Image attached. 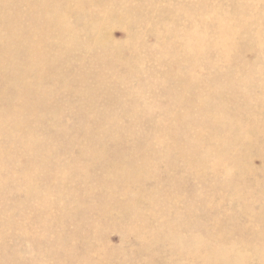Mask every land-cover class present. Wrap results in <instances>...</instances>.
Returning a JSON list of instances; mask_svg holds the SVG:
<instances>
[{"label":"rangeland","instance_id":"374dc122","mask_svg":"<svg viewBox=\"0 0 264 264\" xmlns=\"http://www.w3.org/2000/svg\"><path fill=\"white\" fill-rule=\"evenodd\" d=\"M263 5L264 0H0V104L6 100L0 110L14 111L0 113V149L5 147L0 150V264H264ZM223 16L233 32L228 61L221 56L226 48L217 44L215 20ZM240 17L249 22L240 24ZM178 79L195 88L184 90ZM213 83L220 85L212 88ZM30 94L39 101L31 102ZM206 99L208 108L199 111ZM210 118L218 123L212 125ZM51 149L57 152L53 157ZM51 173L55 178H44ZM103 175L114 178L102 182Z\"/></svg>","mask_w":264,"mask_h":264},{"label":"bare ground","instance_id":"6f19581e","mask_svg":"<svg viewBox=\"0 0 264 264\" xmlns=\"http://www.w3.org/2000/svg\"><path fill=\"white\" fill-rule=\"evenodd\" d=\"M255 1H256V0H255ZM209 2H210V1H209ZM258 2H259V0H258ZM78 3H79V2H78ZM262 3H263V1H262ZM81 6H82V5H81ZM85 6H86V5H85ZM89 6H90V5H89ZM263 6H264V5H263ZM83 7H84V6H83ZM248 7H249V6H247V8H248ZM79 8H80V7H79ZM85 8H86V7H85ZM237 8H238V7H237ZM249 8H250V7H249ZM81 9H82V8H81ZM126 9H128V8H126ZM207 9H208V8H207ZM138 10H139V9H138ZM199 10H201V9H199ZM205 10H206V8H205ZM201 11H202V10H201ZM209 11H210V10H209ZM259 11H260V10H259ZM263 11H264V10H263ZM203 12H204V10H203ZM205 12H206V11H205ZM250 15H251V14H250ZM254 17H255V16H254ZM240 18H241V17H240ZM251 18H252V17H251ZM214 20H215V19H214ZM229 20H230V19H229ZM211 21H213V20H211ZM225 21H226V18L223 16V17H220V18L216 19V20H215V24H218L219 29H220V32H218V33H219V40H218V43H217V44H218V46H221V47H225V48H226V49H224V52L222 53L221 56H223V59L225 58V59L227 60L226 57H227L228 52H229V51H228L229 49H227V47H229V48L233 47V46H232V40H233V39H232V33H233V32H231L232 28L229 27L230 24L225 23ZM234 22H235V21H234ZM248 22H249V21H246V20H244L243 18H241V22H240V24H246V23H248ZM235 23H236V22H235ZM43 33H44V32H43ZM233 37H234V36H233ZM246 41H247V40H246ZM177 42H178V41H177ZM238 42L240 43V41H238ZM241 43H242V42H241ZM23 46H24V45H23ZM185 46L187 47V45H185ZM20 47L23 48L22 45H21ZM186 47H185V48H186ZM19 49H20V48H19ZM151 53H152V52H151ZM230 54H231V53H230ZM26 55H27V54H26ZM42 57H43V56H42ZM29 58H30V56H29ZM29 58H28V60H29ZM24 59H25V58H24ZM26 59H27V58H26ZM26 59H25V60H26ZM23 61H24V60H23ZM227 61H228V60H227ZM27 62H28V64L30 63L29 61H27ZM25 64H27V63L25 62ZM29 65H30V64H29ZM227 65H228V62H227ZM229 66H230V65H229ZM233 66H234V65H233ZM233 66H232V67H233ZM34 67H35V66H34ZM230 67H231V66H230ZM26 69H28V68H26ZM42 70H43V69H42ZM24 71H25V70H22V72H24ZM154 72H155V71H154ZM48 73H49V72H48ZM23 74H24V73H23ZM25 74H26V71H25ZM27 74H28V73H27ZM12 76H13V75H12ZM12 76H10V77H12ZM10 77H9L8 79H10ZM22 77H23V76H22ZM28 77H29V76H28ZM24 78H25V76H24ZM8 79H7V80H8ZM114 79H115V78H114ZM22 80H23V82H24V79H23V78H22ZM11 81H12L13 85L16 86V85H15V82H14L12 79L10 80V82H11ZM19 81H20V80H19ZM25 81H26V80H25ZM176 82H177V84H179L182 88H184V90H186V89H190V90H191V89L195 88V85H191V84H189L187 80L178 79V81H176ZM24 83H25V82H24ZM27 83H28V82H27ZM27 83H26V84H27ZM30 83H31V82H30ZM210 83H212V82H210ZM210 83H209V84H210ZM10 84H11V83H10ZM33 84H34V83H33ZM28 85H29V83H28ZM215 85H216V87H217V86L220 85V84H215ZM215 85H214V83L211 84L212 88H213V86L215 87ZM4 86H6V84H5ZM4 86H3V87H4ZM7 86H8V85H7ZM31 86H32V85H31ZM3 87H2V89L5 88V87H4V88H3ZM11 87H12V86H11ZM11 87H10V88H11ZM29 87H30V86H29ZM29 87H28V88H29ZM216 87H215V88H216ZM10 88H9V89H10ZM14 88H15V87H14ZM17 88H18V87H17ZM34 88H35V87H34ZM34 88H32V89H34ZM36 88H39V87L36 86ZM6 89H7V87H6ZM12 89H13V88H12ZM12 89H11V93L13 94L12 91H13V90L16 91V89H13V90H12ZM18 89H19V88H18ZM18 89H17V90H18ZM32 89H31V90H32ZM1 91H3V90H1ZM1 91H0V92H1ZM4 91H5V90H4ZM7 91H8V93H10V92H9L10 90H6V92H7ZM15 91H14V92H15ZM18 91H19V90H18ZM32 91H33V90H32ZM16 92H17V91H16ZM16 92H15V93H16ZM39 92H40V90H39ZM2 93H3V92H2ZM18 93H19L20 98H22V94L20 95V92H18ZM22 93H24V92H22ZM47 93H48V92H47ZM0 95H1V94H0ZM10 95H11V94H10ZM13 95H14V96H13ZM13 95H12V96H13V98H14V97L17 95V93H16V95H15V94H13ZM24 95H26V94H23V99H24L25 97H27V96L24 97ZM42 95H43V94H42ZM241 95H242V94H241ZM5 96L8 97L9 99H10V97H12V96H7V95H5ZM28 96H29V95H28ZM30 96H31V94H30ZM38 96H39V95H38ZM46 96H47V95H46ZM207 96H209V94L206 93V97H207ZM213 96H214V95H213ZM2 97L4 98V96H2ZM16 97H17V96H16ZM43 97H44V96H43ZM209 97H210V96H209ZM245 97H246V95H245ZM30 98H31V100H30L29 98H28V99H29L31 102H33V103H34V101H37V102L39 101V100H33V99H32V96H31ZM35 98H37V97H35ZM41 98H42V96H41ZM215 98H217V96H215ZM229 98H230V96H229ZM241 98H243V96H242ZM1 99H2V98H1ZM5 99H6V98H4V100H5ZM16 99H19V98H16ZM16 99H15V100H16ZM23 99H21V100L19 99V100L22 101ZM46 99H47V97H46ZM210 99H211V97H210ZM263 99H264V98H263ZM29 100H28V101H29ZM32 100H33V101H32ZM207 100H208V99H206V102H205L206 105H205L204 103H199V106H198V110H199V111H202V112H203L204 109H207V108H208L207 106H208L209 103L207 102ZM245 100H246V99H245ZM5 101H6V100H5ZM5 101H3V103H4ZM11 101H12V100H11ZM16 101H17V100H16ZM23 101L25 102L26 99L23 100ZM23 101H22L21 103H24ZM45 101H46V100H45ZM1 102H2V101H1ZM31 102H29V103H30L31 106H32L33 103H31ZM209 102H210V101H209ZM3 103H1V104L3 105ZM5 103H6V102H5ZM8 103H9V102H8ZM42 103H43V102H42V100H41V103H40V104H42ZM44 103H45V102H44ZM46 103H47V101H46ZM46 103H45V104H46ZM184 103H185V102H184ZM1 104H0V106H1ZM40 104H37V105H39V107H40ZM78 104H79V103H78ZM8 105H10V104H6V106H8ZM13 105H15V104H14V101H13ZM18 105H19V103H18V101H17V106H18ZM21 105H22V104H20V107L22 108ZM23 105H24V104H23ZM33 105H34V104H33ZM37 105H36L35 108H37ZM177 105H179V104H177ZM189 105H190V104H189ZM27 106H29V105H27ZM41 106H42V105H41ZM43 106H44V105H43ZM183 106L187 108L188 103L184 104ZM190 106H191V105H190ZM2 107L4 108V106H2ZM2 107H1V108H2ZM8 107H9V106H8ZM8 107H7V108H8ZM20 107H19V108H20ZM32 107H34V106H32ZM213 107H214V106H213ZM1 108H0V109H1ZM3 108H2V109H3ZM25 108H26V107H25ZM29 108H31V107L29 106ZM40 108H41V107H40ZM40 108H39V109H40ZM81 108H82V107H81ZM8 109H9V108H8ZM23 109H24V108H23ZM27 109H28V107H27ZM33 109H34V108H33ZM39 109H38V110H39ZM213 109H214V108H213ZM218 109H219V108H218ZM36 110H37V109H36ZM36 110H35V111H36ZM42 110H43V109H42ZM4 111H7L10 115L13 116V114H11V111H13L12 109H9L10 112H9L8 110H6V109H5ZM4 111L1 113V110H0V113L3 114ZM22 111H23V110H22ZM24 111H25V110H24ZM26 111H27V110H26ZM26 111H25V113H26ZM39 111H41V109H40ZM39 111H38V112H39ZM220 111H221V110H220ZM7 112H5V113H7ZM28 112H29V114H30V110H29ZM28 112H27V113H28ZM31 112H32V111H31ZM33 112H34V111H33ZM193 112H194V111H193ZM197 112H198V111H197ZM215 112H216V111H215ZM13 113H14V111H13ZM27 113H26V114H27ZM34 113H35V112H34ZM18 114L20 115V113H18ZM21 114H22V112H21ZM29 114H28V115H29ZM222 114H223V112H222ZM19 115H18V116H19ZM35 115H36V114H35ZM199 115H200V114H199ZM223 115H224V114H223ZM31 116H32V115H31ZM3 117H4V116H3ZM6 117H7V116H6ZM0 118H1V117H0ZM19 118H20V117H19ZM26 118H27V117H26ZM38 118H39V117H38ZM4 119H5V117H4ZM4 119H2V120H4ZM12 119H13V117H12ZM24 119H25V118H24ZM28 119H30V118H28ZM28 119H27V120H28ZM2 120H1V121H2ZM6 120H10V119L7 118V119H5V121H6ZM16 120H19V119L17 118V119H15V121H16ZM36 120H37V119H36ZM206 120H207V119H206ZM206 120H205V121H206ZM209 120L211 121L212 119L210 118ZM209 120H208V121H209ZM12 121H13V120H11L10 123H12ZM208 121H207V122H208ZM215 121H216V120H214L213 122L211 121V124L213 125ZM2 122H3V121H2ZM7 122H8V121H7ZM25 122H26V120H25ZM25 122H24V127H25V125H26ZM31 122H32V121H31ZM38 122H39V121H38ZM198 122H199V121H198ZM216 122L218 123V121H216ZM4 123H5V125H7L6 122H4ZM4 123H3V124H4ZM17 123H18V121H17ZM43 123H44V121H43ZM209 123H210V122H209ZM8 124H9V123H8ZM14 124H15V123H14ZM20 124H21V123H20ZM20 124H19V125H20ZM211 124H210V125H211ZM215 124H216V123H215ZM9 125H10V124H9ZM9 125H8V126H9ZM212 125H211V126H212ZM217 125H218V124H217ZM11 126L13 127V125H11ZM16 126L18 127V125H16ZM16 126H14V127H16ZM22 126H23V125H22ZM27 126H28V125H27ZM27 126H26V127H27ZM44 126H45V125H44ZM44 126H43V127H44ZM208 126H209V125H208ZM215 126H216V125H215ZM215 126H214V127H215ZM14 127H13V128H14ZM38 127H40V126H38ZM216 127H217V126H216ZM6 129H7V128H6ZM6 129H5V130H6ZM18 129H20V128H18ZM22 129H23V128H22ZM28 130H31V129H28ZM1 131H2V130L0 129V132H1ZM7 131H8V130H7ZM22 131H23V130H21V132H22ZM8 132H9V131H8ZM23 132H24V131H23ZM30 132H34V131H30ZM30 132H29V133H30ZM90 132H91V130H90ZM1 133H2V132H1ZM13 133H15V132H13ZM19 133H20V132H19ZM24 133H25V132H24ZM24 133H23V135L25 136ZM9 134H10L11 136L13 135L12 133H9ZM30 134H31V133H30ZM88 134H89V133H88ZM10 135H9V138H10ZM17 135H19V134L17 133ZM17 135H16V136H17ZM21 135H22V134H21ZM26 135H29V134H27V131H26ZM196 135H197V134H196ZM2 136H3V135H2ZM29 136H30V135H29ZM17 137H18V136H17ZM86 137H88V135H87ZM21 138H22V137H21ZM21 138H20V139H21ZM31 138H32V137L28 138V140L31 139ZM160 138L162 139V137H160ZM13 139H15V138H13ZM13 139H12V140H13ZM16 139H19V138H16ZM32 139H33V138H32ZM38 139H39V138H38ZM38 139H37V141H36L37 145H39V143H38ZM260 139H261V138H260ZM263 139H264V137H263ZM21 140L23 141V139H21ZM24 140L28 141L27 139H24ZM33 140H34V139H33ZM35 140H36V138H35ZM159 140H160V139H159ZM159 140H158V144H159V142L161 141V140H160V141H159ZM162 140H163V139H162ZM10 141H11V139H10ZM26 141H24V143H25ZM45 141H46V140H45ZM86 141H87V139H86ZM46 143H47V141L45 142V145L48 144V143H47V144H46ZM160 143H162V142H160ZM19 144H20V143H19ZM32 144H33V141H32ZM32 144H31V141H30V144H29V145H31V146H34V145H35V144H34V145H32ZM145 144H146V143H145ZM156 144H157V143H156ZM162 144H163V143H162ZM162 144H161V147H163ZM165 144H166V142H165ZM165 144H164V145H165ZM167 144H168V142H167ZM172 144H173V143H172ZM3 145H4V144H3ZM26 145H28V144H26ZM87 145H90V144L87 143ZM91 145H92V144H91ZM35 146H36V145H35ZM85 146H86V144H85ZM165 146H166V145H165ZM182 146H183V145H182ZM37 147L40 148L41 146H37ZM89 147H94V145H93V146H89ZM171 147H172V146H171ZM173 147H174V145H173ZM175 147H177V145H176ZM180 147H181V146H180ZM183 147H184V150H185V145H184ZM183 147H182V148H183ZM2 148L5 149V147H3V146H2ZM2 148H1L0 150H2ZM11 148H12V147H11ZM20 148H21V146H20ZM28 148H30V147L28 146ZM34 148H35V147H34ZM86 148H87V147H86ZM86 148H84V149H86ZM155 148H156V147H155ZM182 148H181V150H182ZM8 149H9V148H8ZM8 149H6V150H8ZM24 149L27 150V147L24 146ZM161 149H162V148H161ZM169 149H170V147H169ZM169 149H168V150H169ZM173 149H174V148H172V150H173ZM30 150H31V148H30ZM42 150H43V149H42ZM49 150H50V148L48 147V149H46V151H49ZM91 150H92V148H91ZM95 150H96V149H95ZM129 150H130V149H129ZM158 150H159V149H158ZM162 150H164V148H163ZM175 150H176V149H175ZM178 150H179V149H178ZM211 150H212V149H211ZM3 151H5V150H3ZM19 151H20V150H19ZM32 151H33V150H32ZM32 151H31V152H32ZM46 151H45V152H46ZM55 151H56V150H55ZM55 151H53V152H54V153H57V152H55ZM152 151H154V150H151V152H152ZM155 151H156V150H155ZM165 151H166V150H165ZM176 151H177V150H176ZM208 151H209V150H208ZM0 152L2 153V151H0ZM8 152H9V151H8ZM10 152H11V151H10ZM10 152H9V154H10ZM24 152H25V151H24ZM37 152H38V151H37ZM51 152H52V149H51ZM53 152H52V153H53ZM97 152H99V150H98ZM128 152H129V151H128ZM130 152H131V151H130ZM132 152H133V150H132ZM141 152H142V151H141ZM173 152H174V151H173ZM177 152H178V151H177ZM209 152H211V151H209ZM214 152H216V151H214ZM12 153H13V152H12ZM40 153H41V152H40ZM48 153H49V152H48ZM54 153H53V154H54ZM95 153H96V152H95ZM99 153H100V152H99ZM99 153H96V154H99ZM204 153L206 154V152H204ZM5 154H6V153H5ZM31 154H32V153H31ZM50 154H51V153H50ZM53 154H52V156H50V155H49V156H50V157H53V156L56 155V154H54V155H53ZM79 154H81V153H79ZM156 154L159 155L160 153H159V154L156 153ZM208 154H209V153H208ZM208 154H207V155H208ZM12 155H14V154H12ZM45 155H47V152L44 153V156H45ZM81 155H82V154H81ZM87 155H88V154H87ZM99 155H100V154H99ZM132 155H133V154H132ZM140 155H141V154H140ZM151 155H153V154H151ZM163 155H164V154H163ZM163 155H161V156H163ZM207 155H206V156H207ZM14 156H15V155H14ZM33 156H34V155H33ZM102 156H103V155H102ZM115 156H116V155H115ZM120 156H121V155H120ZM135 156H136V155H135ZM144 156H145V155H144ZM16 157H17V156H16ZM45 157H46V159L48 158V156H45ZM85 157H86V156H85ZM90 157H91V156H90ZM93 157L95 158V155H94ZM93 157H92V163L94 162V161H93ZM103 157H104V156H103ZM146 157H147V156H146ZM178 157H179V156H178ZM178 157H177V158H178ZM39 158H40V157H39ZM39 158H38V159H39ZM99 158H100V157H99ZM123 158H124V156H123ZM131 158H132V156H131ZM134 158H135V157H134ZM148 158H149V157H148ZM161 158L163 159V157H161ZM166 158H167V157H166ZM177 158H176V159H177ZM179 158H180V157H179ZM179 158H178V159H179ZM43 159H44V157H43ZM43 159H42V160H43ZM49 159H50V158H49ZM51 159H52V158H51ZM55 159H56V158H55ZM55 159H54V160H55ZM96 159H97V158H96ZM96 159H94V160H96ZM100 159H101V158H100ZM104 159L107 160L106 157H105ZM117 159H118V158H117ZM154 159H155V158H154ZM162 159H161V160H162ZM180 159H181V158H180ZM44 160H45V159H44ZM54 160H53V161H54ZM58 160H59V159H58ZM120 160H121V159H120ZM123 160H125V159H123ZM123 160H121V161H123ZM127 160H128V158H126V161H127ZM132 160H133V158H132ZM132 160H131V161H132ZM144 160H145V158H144ZM146 160H148V159H146ZM159 160H160V159H159ZM48 161H49V160H48ZM48 161H47V163L50 164L51 161H49V162H48ZM55 161H56V160H55ZM55 161H54V162H55ZM61 161H62V160H61ZM89 161H90V160H89ZM108 161H109V159H108ZM140 161H143V160H140ZM140 161H139V163H141L142 165H144V164L146 165V164H147V162L145 163V161H143L144 163H142V162H140ZM153 161H154V160H153ZM156 161H158V160L156 159ZM175 161H176V160H175ZM38 162H39V160H38ZM44 162H45V161H44ZM56 162H58V161H56ZM56 162H55V163H56ZM90 162H91V161H90ZM98 162H100V161H98ZM123 162H124V161H123ZM133 162H134V161H133ZM133 162H132V163H131V162L129 163V164H132V165H130L131 167H134V166H133V164H134ZM135 162H136V161H135ZM137 162H138V161H137ZM159 162H161V161H159ZM159 162H158V165H161V164H159ZM176 162L178 163V161H176ZM39 163L41 164V160H40ZM55 163H54V164H55ZM92 163H91V164H92ZM149 163L151 164V162H149ZM149 163L147 164V166L150 165ZM152 163H153V162H152ZM161 163H162V162H161ZM167 163H168V160H167ZM173 163H174V162H173ZM11 164H12V162H10L9 166H10ZM13 164H14V163H13ZM45 164H46V163H45ZM58 164H59V163H58ZM108 164H109V162H108ZM113 164H114V162H113ZM156 164H157V163H156ZM169 164H170V161H169ZM169 164H168V165H169ZM174 164H175V163H174ZM42 165H43V164H42ZM96 165H97V164H96ZM98 165H99V163H98ZM105 165H106V167L110 166V164H109L108 166H107V164H105ZM111 165H112V162H111ZM152 165H155V162H154V164H152ZM152 165H150V166H152ZM158 165H157V167H158ZM164 165H165V164H163V167H164ZM13 166H15V164H14ZM13 166H12V168H13ZM47 166H48V165H47ZM57 166H58V165H57ZM63 166H64V165H63ZM76 166H77V165H76ZM93 166H94V165H93ZM112 166H113V165H112ZM112 166H111V168H112ZM122 166H123V165H122ZM139 166H140V164H139L138 166H136V164H135V168H136V167H139ZM147 166H144V167H147ZM150 166H149V167H150ZM155 166H156V165H155ZM161 166H162V165H161ZM176 166H177V164H176ZM176 166H175V167H176ZM41 167H43V166H41ZM97 167H98V166H97ZM102 167H103V166H99L98 169H102ZM106 167H105V168H106ZM131 167H129V168H131ZM175 167H174V169H175ZM189 167H190V165H189ZM47 168H49V167H47ZM105 168H104V169H105ZM109 168H110V167H109ZM109 168H107V169H109ZM111 168H110V169H111ZM113 168H114V167H113ZM127 168H128V167H127ZM129 168H128V169H129ZM152 168H153V167H152ZM176 168H177V167H176ZM192 168H193V167H192ZM5 169H6V168H5ZM9 169H11V168H9ZM67 169H69V168H63V171H64V172H62V173H64V174L67 173ZM114 169H115V168H114ZM137 169L140 170V168H136V171H137ZM141 169H142V168H141ZM143 169H145V168H143ZM146 169H147V168H146ZM153 169H154V168H153ZM159 169L161 170L162 168H159ZM184 169H186V168H184ZM7 170H8V169H7ZM13 170H14V169H13ZM117 170H118V169H117ZM117 170L115 169V170H112L111 172H114V171L117 172ZM121 170H122V168H121ZM121 170H120V171H121ZM133 170H134V169H133ZM133 170H132V172H134ZM3 171H4V170H2V172H3ZM16 171H18V170H16ZM33 171H34V170H33ZM89 171H91V170H89ZM99 171H100V170H99ZM103 171H105V172L107 173V172H109L110 170H109V171H107V170H103ZM103 171H102V172H103ZM127 171H128V170H127ZM152 171H153V170H152ZM156 171H159V170H156ZM156 171H154V172H152V173H153V174H154V173L156 174ZM162 171H163V170H162ZM4 172H5V171H4ZM4 172H3V173H4ZM7 172H8V171H7ZM14 172H15V171H14ZM34 172L36 173L37 171H34ZM91 172H93V171H91ZM116 172H115V173H116ZM123 172H124V170H123ZM130 172H131V171H130ZM130 172H129V173H130ZM132 172H131V173H132ZM144 172L147 173L148 171H143L142 174H145ZM163 172H164V171H163ZM189 172H190V171H189ZM30 173H32V172H30ZM30 173H29V174H30ZM88 173H89V172H88ZM96 173H97V172H96ZM106 173H105V174H106ZM126 173H128V172H126ZM134 173H135V172H134ZM148 173H149V172H148ZM8 174H9V173H8ZM36 174L38 175V172H37ZM67 174H68V173H67ZM107 174L109 175V173H107ZM118 174H119V175H118ZM118 174H117L116 176H120V173H119V172H118ZM132 174H133V173H132ZM138 174H139V173H138ZM138 174H137V175H138ZM140 174H141V173H140ZM161 174H162V173H161ZM165 174H166V173H165ZM189 174H190V173H189ZM100 175H101V172H100ZM127 175H129V174H127ZM130 175H131V174H130ZM133 175H134V174H133ZM146 175H148V174H146ZM146 175H145V176H146ZM101 176H102V175H101ZM101 176H100V177H101ZM103 176L105 177V179H103L102 182H104V180H106V178H107L105 175H103ZM112 176H113V175H112ZM112 176H111V177H112ZM114 176H115V174H114ZM114 176H113V178H114ZM124 176H125V175H124ZM124 176H123V177H124ZM139 176H140V175H138V177H139ZM141 176H142V177H141ZM141 176H140V177L143 178L144 175H141ZM148 176H149V175H148ZM148 176H147V177H148ZM159 176H160V175H159ZM165 176H166V175H165ZM5 177H6V176H4V178H5ZM25 177H26V176H25ZM72 177H74V176H72ZM86 177H87V176H86ZM86 177H85V178H86ZM89 177H90V176H89ZM109 177H110V176H109ZM111 177H110V179L107 178V180L109 179V181H111V180L113 179V178H111ZM120 177H122V176H120ZM120 177H119V178H120ZM131 177H132V176H131ZM136 177H137V176H136ZM136 177H134V179H135ZM166 177H167V176H166ZM166 177H164V178H166ZM7 178H8V177H7ZM29 178H32V175H31V177H29ZM44 178H48V179H49V178H55V175H54V173L46 174V175L44 176ZM92 178H93V177H92ZM102 178H103V177H102ZM117 178H118V177H117ZM119 178H118V179H119ZM132 178H133V177H132ZM145 178H146V177H145ZM169 178H170V177H169ZM23 179H24V176H23ZM27 179H28V178H27ZM118 179H117V180H118ZM120 179H121V178H120ZM123 179H125V178H123ZM130 179H131V178H130ZM172 179H173V178H172ZM24 180H25V179H24ZM59 180H60V179H58V181H59ZM85 180H86V179H85ZM99 180H100V178H99ZM146 180H147V178H146ZM26 181H27V180H26ZM26 181H25V182H26ZM29 181H30V180H29ZM29 181H27V182L25 183V185L28 184ZM55 181H56V180H55ZM118 181H119V180H118ZM144 181H145V180H144ZM155 181H156V180H155ZM161 181H162V180H161ZM61 182H62V181H61ZM61 182H60V183H61ZM86 182H87V181H84V182L82 181V183H86ZM89 182H90V181H89ZM89 182H88V183H89ZM115 182H116V180H115ZM126 182H127V180H126ZM142 182H143V181H142ZM156 182H160V181L158 180V181H156ZM156 182H155V183H156ZM163 182H164V181H163ZM167 182H168V181H167ZM32 183H33V182H32ZM55 183H56V182H55ZM58 183H59V182H58ZM80 183H81V182H80ZM82 183H81V184H82ZM88 183H87V184H88ZM111 183L114 184L113 181H112ZM116 183H117V182H116ZM118 183H119V182H118ZM118 183H117V184H118ZM123 183H124V182H123ZM132 183H133V182H132ZM136 183H137V182H136ZM164 183L166 184V181H165ZM62 184H64V183H62ZM78 184H79V182H78ZM81 184H80V185H81ZM90 184H91V183H90ZM90 184H89V185H90ZM133 184H134V183H133ZM133 184H132V185H133ZM141 184H142V183H141ZM141 184H140V185H141ZM28 185H29V184H28ZM30 185H31V182H30ZM30 185H29V186H30ZM32 185H33V184H32ZM92 185H93V184H92ZM109 185H110V184H109ZM109 185L107 184L108 187H109ZM121 185H122V184H121ZM132 185H131V186H132ZM136 185H137L138 187L140 186L138 183H137ZM136 185L134 184V187H135ZM160 185H162V183H161ZM26 186H27V185H26ZM90 186H91V185H90ZM100 186H101V184H100ZM102 186H106V185H103V184H102ZM102 186H101V187H102ZM131 186H130V188H131ZM166 186H168V185H166ZM58 187H59V186H58ZM58 187H57V188H58ZM82 187H83V185H82ZM82 187H81V188H82ZM88 187H89V186H88ZM92 187H93V186H92ZM92 187H91V188H92ZM108 187L105 188V189L107 190ZM140 187H141V186H140ZM55 188H56V187H55ZM70 188H71V187H70ZM102 188H103V187H102ZM142 188H144V187H142ZM142 188H141L140 190H143ZM66 189H67V188H66ZM83 189H84V188H82L81 191H82ZM89 189H90V187H89ZM136 189H137V188H136ZM59 190H60V189H59ZM59 190L57 189V191H59ZM67 190H69V189H67ZM102 190H103V189H102ZM108 190H109V189H108ZM138 190H139V189H138ZM177 190H178V189H177ZM89 191H90V190H89ZM93 191H94V189H93ZM93 191H92V192H93ZM144 191H145V190H144ZM84 192H85V191H84ZM94 192L96 193V191H94ZM120 192H121V191H120ZM133 192H134V191H133ZM136 192H137V191L135 190V193H134V194H136ZM138 192H139V191H138ZM138 192H137V193H138ZM56 193H57V192H56ZM98 193H99V192H98ZM98 193H97V194H98ZM102 193H103V192H102ZM139 193H140V192H139ZM139 193H138V194H139ZM143 193H144V192H143ZM153 193H154V192H153ZM153 193H152V194H153ZM170 193H171V192H170ZM53 194H54V193H53ZM91 194H92V193H91ZM107 194H108V191H107ZM107 194H106V196H107ZM112 194H113V193H112ZM134 194H133V195H134ZM141 194H142V192H141ZM174 194H175V193H174ZM174 194H173L172 196H174V198H175L176 196H175ZM49 195H50V194H49ZM88 195H89V194H88ZM101 195H102V194H101ZM109 195H110V193H109ZM116 195H117V194H116ZM118 195H119V194H118ZM131 195H132V192H131ZM131 195L129 194L128 196H131ZM136 195H137V194H136ZM149 195L152 196L150 193H148V198L150 197ZM50 196H51V195H50ZM103 196H104V195H103ZM106 196H105V197H106ZM139 196H142V195L139 194ZM139 196H138V197H139ZM143 196H144V195H143ZM46 197H47V196H46ZM48 197H49V196H48ZM90 197H91V195H90ZM100 197H101V196H100ZM118 197H120V196H118ZM131 197H133V196H131ZM146 197H147V195H146ZM101 198H102V197H101ZM47 199H48V200H51V199H49V198H47ZM102 199H103V198H102ZM123 199H124V198H123ZM126 199H127V198H126ZM128 199H130V198H128ZM128 199H127V201H128ZM132 199H136V196H135V198L133 197ZM139 199H140V197H139ZM139 199H138V201H139ZM142 199H143V198H142ZM149 199H150V198H149ZM45 200H46V199H45ZM58 200H59V199H58ZM65 200H66V199H65ZM144 200H145V199H144ZM43 201H44V200H43ZM109 201H110V202L113 201V198H112L111 196H109ZM124 201H125V199H124ZM131 201H133V200H131ZM134 201H136V200H134ZM134 201H133V202H134ZM156 201H157V200H156ZM49 202H50V201H49ZM144 202H145V201H144ZM148 202H149V201H148ZM161 202H162V201H161ZM56 203H58V202L56 201ZM56 203H55V205H56ZM127 203H128V202H127ZM127 203L125 204V206H123V207L125 208L126 212H127ZM140 203H141V202H140ZM146 203H147V202H146ZM163 203H164V202H163ZM39 204H40V203H38V207H39ZM43 204H46V203H43ZM48 204L51 205V204H52V201H51V203H48ZM120 204H123V202H122V203L120 202ZM134 204H135V202H134ZM159 204H160V201H159ZM19 205H20V204H19ZM111 205H112V204H111ZM123 205H124V204H123ZM137 205H138V204H137ZM156 205L158 206V203H157ZM164 205H165V204H164ZM42 206H43V205H41V207H42ZM128 206H129V204H128ZM43 207H45V205H44ZM120 207H121V206H120ZM123 207H122V209H123ZM134 207H136V206L134 205ZM139 207H140V206H139ZM141 207H144V206H141ZM141 207H140V208H141ZM149 207H150V206H149ZM161 207H162V205H161ZM163 207H164V206H163ZM244 207H245V205H244ZM248 207H249V206H248ZM248 207H247V208H248ZM130 208H132V207L129 206V209H130ZM147 208H148V207H147ZM147 208H146V210H148ZM159 208H160V207H159ZM45 209H46V208H44L43 210H45ZM103 209H105V207H104ZM122 209H121V210H122ZM152 209L155 210V208H152ZM161 209L164 210V208H161ZM161 209H160V210H161ZM175 209H176V208H175ZM107 210H108V209H107ZM132 210H133V209H132ZM135 210H136V209H135ZM141 210H142V209H141ZM40 211H42V209H41V210L39 209L38 212H40ZM46 211H47V210L44 211L45 214H46ZM103 211H104V210H103ZM103 211H102V212H103ZM133 211H134V210H133ZM133 211H131V212H133ZM138 211H140V210H138ZM164 211L166 212V210H164ZM164 211H163V214L165 213ZM44 212H42V213L44 214ZM102 212H101V213H102ZM117 212H118V211H117ZM122 212H123V211H122ZM122 212H121V213H122ZM126 212H125V213H126ZM129 212H130V211H129ZM129 212H128V213H129ZM136 212H137V211H136ZM136 212H134L133 214H135ZM141 212H142V211H141ZM148 212H150V211L148 210ZM158 212H160L159 209H158ZM21 213H22V212H21ZM42 213H41V214H42ZM47 213H49V212H47ZM105 213H106V212H105ZM107 213H109V211H108ZM110 213H111V210H110ZM138 213H139V212H137V215H138ZM160 213H162V212H160ZM22 214H23V213H22ZM33 214H35V212H34ZM36 214H37V213H36ZM45 214H44V215H45ZM49 214H50V213H49ZM60 214H61V213H60ZM63 214H64V213H63ZM122 214H123V213H122ZM122 214H121V215H122ZM142 214H143V213H142ZM151 214H154V213H151ZM155 214H156V212H155ZM163 214H162V215H163ZM19 215H20V213L18 214V216H19ZM31 215H32V214H31ZM38 215H39V213H38ZM46 215H47V214H46ZM100 215H101V214H100ZM106 215H107V214H106ZM118 215H120V214L118 213L117 216H118ZM135 215H136V214H135ZM135 215H134V217H133V215H132V217L136 219ZM137 215H136V216H137ZM146 215H147V214H146ZM157 215H158V214H157ZM23 216H24V218L26 217L25 214L22 215V217H23ZM47 216H49V215H47ZM64 216H66V215H64ZM103 216H104V215H103ZM103 216H102V217H103ZM113 216H115V215H113ZM113 216H112V217H113ZM122 216H123V215H122ZM127 216H128V215H127ZM127 216H126V218H125V217H123V218L127 219V218H128ZM130 216H131V213H130ZM155 216H156V215H155ZM29 217H30V216H29ZM36 217H37V215H36ZM51 217L53 218V215H51ZM97 217H98V216H97ZM106 217H107V216H106ZM106 217H105V218H106ZM118 217H119V216H118ZM141 217H142V216H141ZM141 217H140V218H141ZM143 217H144V216H143ZM147 217H149V216L147 215ZM151 217H152V216H150L149 218H151ZM157 217L159 218V216H157ZM161 217H162V216H161ZM19 218H20V216H19ZM40 218H41V221H42V222H44V221L46 220V219H45V220L43 219V216L40 217ZM46 218H47V217H46ZM49 218H50V217H49ZM54 218H55V217H54ZM113 218H114V217H113ZM123 218H122V219H123ZM129 218H130V217H129ZM137 218L139 219V215H138ZM152 218L156 220V218L154 217V215H153ZM152 218H151V219H152ZM26 219H27V217H26ZM28 219H29V218H28ZM37 219L39 220V217L35 218L34 220H37ZM56 219L59 220V217L56 218ZM107 219H108V220H111V219H109V215H108V218H107ZM114 219L116 220V218H114ZM114 219H112V222H111L112 224L115 222ZM161 219H162L163 221L166 220V218H164V219L161 218ZM23 220H24V219H23ZM43 220H44V221H43ZM53 220H54V219H53ZM102 220H104V219L102 218ZM113 220H114V222H113ZM118 220H120V219H118ZM118 220H116V222H117ZM130 220H133V219L130 218L129 221H128L129 223H131ZM155 220H153V222H154ZM32 221H33V220H32ZM32 221H31L30 223H32ZM46 221H47V220H46ZM50 221H51V219H50ZM50 221L46 222L47 224H45V223H44V224H45V225H49V222H50ZM122 221H124V220H122ZM158 221H160V220H158ZM171 221H172V220H171ZM211 221H212V220H211ZM36 222H37V221H36ZM126 222H127V220H126ZM156 222H157V220H156ZM160 222H161V221H160ZM160 222H159V223H160ZM164 222H165V221H164ZM27 223H28V226L31 225L29 222H27ZM38 223H40V221L37 222L36 225H38ZM52 223H54V224L56 225V222H52ZM58 223H59V222H58ZM88 223H89V222H88ZM117 223H118V222H117ZM117 223H116V225H118L119 223H121V225L124 227V225L122 224L123 222H119L118 224H117ZM133 223H135L134 220H133ZM133 223H132V224H133ZM145 223H146V222H144V225H145ZM162 223H163V222H162ZM8 224H9V223H8ZM40 224H41V223H40ZM97 224H98V223H97ZM125 224H126V223H125ZM132 224H130V225L132 226ZM138 224H139V223H138ZM140 224H141V223H140ZM157 224H158V223H157ZM165 224H167V222H165ZM263 224H264V223H263ZM26 225H27V224H26ZM42 225H43V224H42ZM104 225H105V224H104ZM121 225H119V226H121ZM130 225H129V226H130ZM133 225H134V224H133ZM142 225H143V224H141V227H142ZM144 225H143V226H144ZM149 225H152V224L149 223ZM154 225H155V224H154ZM160 225H161V224H160ZM11 226H12V225H11ZM20 226H21V225H20ZM24 226H25V225H24ZM24 226H23V227H24ZM146 226H147V223H146ZM224 226H225V225H224ZM226 226H227V224H226ZM4 227H5V226H4ZM34 227H35V226H34ZM95 227H96V226H95ZM97 227H98V226H97ZM116 227H117V226H116ZM136 227H137V226H135L134 228L136 229ZM148 227H149V226H148ZM148 227H147V228H148ZM15 228H16V226H15ZM17 228H19V226H18ZM17 228H16V229H17ZM24 228H25V227H24ZM32 228H33V227H32ZM99 228H100V227H99ZM118 228H119V227H118ZM126 228H128L127 225H126ZM132 228H133V226H132ZM137 228L139 229L140 227H137ZM143 228H144V227H143ZM143 228H142L141 230H143ZM149 228H150V227H149ZM19 229H20V228H19ZM19 229H18V230H19ZM21 229H22V228H21ZM27 229H28V227H27ZM29 229L32 231L31 228H29ZM29 229H28V230H29ZM120 229H122V228H120ZM124 229H125V228H124ZM145 229H146V228H145ZM24 230L26 231V229H24ZM24 230H23V231H24ZM28 230H27V232H28ZM131 230H132V229H131ZM139 230H140V229H139ZM19 231H21V230H19ZM23 231H22V232H23ZM31 231H29V232H31ZM53 231L55 232V230H53ZM58 231H59V230H58ZM73 231H74V230H72V232H73ZM77 231H78V230H77ZM96 231H97V229H96ZM96 231H95V233H96ZM121 231H122V230H121ZM127 231H128V230H127ZM127 231H126V232H127ZM132 231H133V230H132ZM149 231H150V229H149ZM13 232H14V231H13ZM27 232H24V233L29 234V233H27ZM32 232H34V231H32ZM39 232H40V231H39ZM39 232H37L38 235H39ZM46 232H47V231H46ZM56 232H57V230H56ZM56 232H55V233H56ZM59 232H61V230H60ZM70 232H71V231H70ZM79 232H80V231H79ZM89 232H91V231L89 230ZM99 232H100V231H99ZM135 232H136V231H135ZM135 232H134V233H135ZM24 233H23V236H24ZM34 233H35V232H34ZM61 233H62V232H61ZM61 233H60V234H61ZM64 233H65V232H64ZM67 233H68V232H67ZM67 233H65V236L62 235L63 237H65V239H66V234H67ZM75 233H76V232H75ZM92 233H93V232H92ZM100 233H101V232H100ZM124 233H125V232H124ZM131 233H132V232H131ZM134 233H133V234H134ZM141 233H142V231H141ZM10 234H11V232H10ZM14 234L16 235V232H15ZM31 234H32V233H31ZM53 234H54V233H53ZM57 234H58V232L56 233V236H57ZM73 234H74V233H73ZM81 234H82V233H81ZM81 234H80V235H81ZM87 234L90 235V233H87ZM96 234H98V232H97ZM147 234H148V233H147ZM147 234H146V235H147ZM156 234H157V233H156ZM12 235H13V234H12ZM29 235H30V234H29ZM32 235H33V234H32ZM35 235H36V234H35ZM58 235H59V234H58ZM78 235H79V233H78ZM84 235H85V234H84ZM130 235H131V234H130ZM146 235H145V236H146ZM150 235H151V234H150ZM150 235H149L148 237H150ZM17 236H20V235H17ZM33 236H34V235H33ZM70 236H71V235H70ZM70 236H69V237H70ZM76 236H77V234L74 235V237H76ZM24 237H25V236H24ZM26 237H28V236H26ZM69 237H68V238H69ZM71 237H73V235H72ZM71 237H70V239H71ZM143 237H144V236H143ZM76 238H77V237H76ZM141 238H142V237H141ZM73 239H74V238H73ZM67 240H68V239H67ZM148 240H149V239H148ZM65 241H66V240H65ZM73 241H74V240H73ZM75 241H77V240H75ZM141 241H143V240H141ZM141 241H138V240H137V242H139V243H140ZM145 241H146V240H145ZM150 241H151V240H150ZM152 241H153V240H152ZM152 241L149 242V244H150V243H153V242L156 241V240H154L153 242H152ZM143 242H144V241H143ZM67 243H68V242H67ZM71 243H72V242L70 241V244H71ZM74 243H75V242H74ZM76 243H77V242H76ZM78 244H79V243H78ZM147 244H148V243H147ZM153 244H154V243H153ZM248 244H249V243H248ZM248 244H245V245L247 246ZM64 245H65V244H64ZM72 245H74V244L72 243ZM151 245H152V244H151ZM154 245H155V244H154ZM66 246H67V245H66ZM74 246H75V245H74ZM76 246H77V244H76ZM78 246H79V245H78ZM105 246H106V245H105ZM241 246H242V245H241ZM248 246H249V245H248ZM248 246H247V248L252 247L251 245H250V247H248ZM62 247L64 248L65 246L62 245ZM67 247H68V246H67ZM67 247H66V248H67ZM101 247H102V248L98 247V250H99V251H102V250H103V245H102ZM106 247H107V246H106ZM243 247H244V246H242V248H243ZM60 248H61V247H60ZM69 248H71V247H69ZM244 248H245V247H244ZM247 248H246V249H247ZM107 249L109 250V248H107ZM237 249H238V248H237ZM61 250L63 251V249H61ZM105 250H106V249H105ZM214 250H215V249H214ZM250 250H251V248H250ZM64 251L66 252V249H65ZM103 251H104V250H103ZM179 251H180V250H179ZM179 251H178L177 253H179ZM174 252H175V251H174ZM190 252H191V251H189V253L187 252V254L189 255ZM185 253H186V252H184V254H185ZM234 253H235V252H234ZM202 254H203V253H202ZM175 255H176V254H175ZM179 255H180V254H179ZM179 255H178V256H179ZM180 256H181V255H180ZM185 256H186V255H185ZM185 256H184V257H185ZM199 256H200V254H199ZM192 257H193V256H192ZM195 257L198 258L197 256H195ZM195 257H193V258H195ZM205 257H206V255H205ZM205 257H204V258H205ZM228 257H230V256H228ZM251 257H252V256H251ZM186 258H187V257H186ZM196 258H195V259H196ZM207 258H208V257H207ZM207 258H206V259H207ZM174 259H175V258H174ZM178 259L181 260V258H178ZM191 259H192V258H191ZM195 259H193V261H194ZM206 259H204V260H206ZM229 259H230V258H229ZM261 259H262V258H261ZM171 261H172V260H171ZM176 261H177V260H176ZM187 261H189V260H187ZM206 261H207V260H206ZM208 261H209V260H208ZM100 262H101V261H100ZM166 262H167V261H166ZM180 262H181V261H180ZM184 262H185V261H184ZM247 262H248V261H247ZM189 263H191V262H189ZM244 263H245V262H244ZM172 264H173V263H172ZM183 264H184V263H183ZM186 264H187V263H186ZM196 264H197V263H196ZM249 264H250V263H249Z\"/></svg>","mask_w":264,"mask_h":264}]
</instances>
